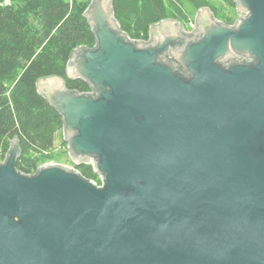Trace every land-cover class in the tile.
Instances as JSON below:
<instances>
[{"label":"water","instance_id":"1","mask_svg":"<svg viewBox=\"0 0 264 264\" xmlns=\"http://www.w3.org/2000/svg\"><path fill=\"white\" fill-rule=\"evenodd\" d=\"M233 23L200 8L132 38L114 0L85 15L96 45L39 91L75 165L0 161V264H264V0ZM91 164L103 185L76 165Z\"/></svg>","mask_w":264,"mask_h":264},{"label":"trees","instance_id":"2","mask_svg":"<svg viewBox=\"0 0 264 264\" xmlns=\"http://www.w3.org/2000/svg\"><path fill=\"white\" fill-rule=\"evenodd\" d=\"M186 1L196 9L209 7L219 17L208 0ZM182 2L114 0V9L122 29L132 38L144 39L149 38L151 26L165 18L187 23L190 13ZM229 2L235 7L233 0ZM90 5L91 0H0V156L17 139L16 167L26 174L52 157L45 153L63 127V116L39 91L38 81L58 75L70 90H91L89 83L67 75L73 55L82 47L96 45L85 15ZM222 20L232 23L234 17L224 15ZM79 167L85 176L92 174L90 166Z\"/></svg>","mask_w":264,"mask_h":264},{"label":"rangeland","instance_id":"3","mask_svg":"<svg viewBox=\"0 0 264 264\" xmlns=\"http://www.w3.org/2000/svg\"><path fill=\"white\" fill-rule=\"evenodd\" d=\"M208 1L211 2L214 6H216L219 12V17H220V18L217 17L218 19L222 20V18H224V15H230L234 17V21H235V19L238 17V14L236 12V4H235V7L232 6L231 3L229 2L230 0H208ZM182 3H183V9L190 13L188 22L184 24L188 30H191L194 28V26L192 25V22L193 24L195 23V16L199 8L196 9L192 3L186 0H184V2ZM178 4L181 6L179 2ZM144 39H148V38H144ZM45 154H50L52 155V157L43 162H49V161H58L62 163L72 162L68 154L67 145L65 141L63 140L62 129L56 132L54 146L50 150H47ZM3 160H4V156H0V161H3Z\"/></svg>","mask_w":264,"mask_h":264},{"label":"built area","instance_id":"4","mask_svg":"<svg viewBox=\"0 0 264 264\" xmlns=\"http://www.w3.org/2000/svg\"><path fill=\"white\" fill-rule=\"evenodd\" d=\"M192 21V19H191ZM233 23V22H232ZM192 25L195 26V23L193 24L192 22ZM5 157V156H4ZM71 160V158H70ZM72 161V160H71ZM66 164H69V165H75L74 162L72 161L71 163H66ZM88 166L91 167L92 169V174L90 176H86L88 178H92L98 185L102 186L103 185V182H102V178H101V175L98 174L93 168H92V165L91 164H86ZM80 165H76V167L80 170V172H82L81 168L79 167ZM35 171V170H34ZM83 173V172H82Z\"/></svg>","mask_w":264,"mask_h":264}]
</instances>
